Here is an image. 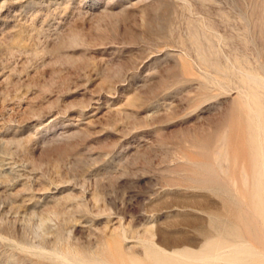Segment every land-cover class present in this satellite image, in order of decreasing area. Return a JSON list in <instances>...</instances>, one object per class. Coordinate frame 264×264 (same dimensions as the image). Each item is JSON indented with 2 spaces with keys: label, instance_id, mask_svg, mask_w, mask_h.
<instances>
[{
  "label": "rangeland",
  "instance_id": "374dc122",
  "mask_svg": "<svg viewBox=\"0 0 264 264\" xmlns=\"http://www.w3.org/2000/svg\"><path fill=\"white\" fill-rule=\"evenodd\" d=\"M205 257L264 264V0H0V264Z\"/></svg>",
  "mask_w": 264,
  "mask_h": 264
},
{
  "label": "bare ground",
  "instance_id": "6f19581e",
  "mask_svg": "<svg viewBox=\"0 0 264 264\" xmlns=\"http://www.w3.org/2000/svg\"><path fill=\"white\" fill-rule=\"evenodd\" d=\"M217 251V250H216ZM246 251V250H245ZM179 256V255H178ZM217 256H219L218 254H217ZM180 257V256H179ZM210 257H214L215 258V256H210ZM186 258V257H185ZM207 258H209V256L207 257ZM210 259V258H209ZM189 260V259H188ZM191 260V259H190ZM194 260V259H193ZM196 260V259H195ZM194 260V261H195ZM214 260H216V259H214ZM217 260H219V259H217ZM227 260V259H226ZM234 260H236V258H234V257H232V259L231 260H229V258H228V262H232V261H234ZM199 261H203L202 263L203 264H209L208 262H207V260H206V257L204 258V259H202V258H200L199 259ZM222 261V260H221ZM197 263H198V260L196 261ZM202 263H200V264H202Z\"/></svg>",
  "mask_w": 264,
  "mask_h": 264
}]
</instances>
